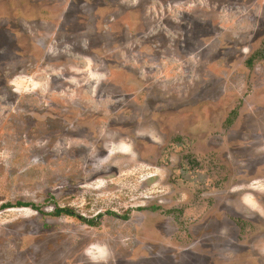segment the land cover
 <instances>
[{"label": "rangeland", "instance_id": "obj_1", "mask_svg": "<svg viewBox=\"0 0 264 264\" xmlns=\"http://www.w3.org/2000/svg\"><path fill=\"white\" fill-rule=\"evenodd\" d=\"M0 264H264V0H0Z\"/></svg>", "mask_w": 264, "mask_h": 264}, {"label": "trees", "instance_id": "obj_2", "mask_svg": "<svg viewBox=\"0 0 264 264\" xmlns=\"http://www.w3.org/2000/svg\"><path fill=\"white\" fill-rule=\"evenodd\" d=\"M18 207L22 208V207H25V208H32L33 210H36V211H41L35 204H22V203H18L17 204ZM7 207H13V206H7ZM62 215H65V216H70V217H79V219L81 221H83L84 223H86L87 225L91 226V227H96L97 226V220H84L83 218H81L80 216H77L75 215L74 212L70 211V210H66V209H57L56 210V213H55V216H62Z\"/></svg>", "mask_w": 264, "mask_h": 264}, {"label": "flooded vegetation", "instance_id": "obj_3", "mask_svg": "<svg viewBox=\"0 0 264 264\" xmlns=\"http://www.w3.org/2000/svg\"><path fill=\"white\" fill-rule=\"evenodd\" d=\"M200 224H201V223H200ZM200 224H199V225H200ZM199 225H198V226H199ZM196 243L199 244L197 241H196Z\"/></svg>", "mask_w": 264, "mask_h": 264}]
</instances>
